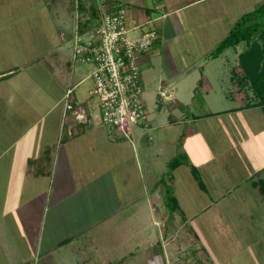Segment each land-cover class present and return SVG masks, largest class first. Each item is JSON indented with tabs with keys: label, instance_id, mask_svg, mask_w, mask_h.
<instances>
[{
	"label": "rangeland",
	"instance_id": "rangeland-1",
	"mask_svg": "<svg viewBox=\"0 0 264 264\" xmlns=\"http://www.w3.org/2000/svg\"><path fill=\"white\" fill-rule=\"evenodd\" d=\"M76 1L0 0V74L6 73L0 79V156L3 154L0 202L10 180L14 179L10 178L12 171L19 173L21 168L20 164L13 167L10 162L14 151L4 153L5 150L38 120L39 127L55 128L64 107V100L57 102H61L69 88L75 89L70 102L74 110L68 112V117L82 105L98 123L100 112L92 94L94 84L89 78L92 66L72 59L70 39L75 27ZM79 1L87 13L83 15L80 8L83 25L84 18L96 23L94 9L98 10L100 1L111 0ZM145 1L133 0V3L140 6ZM113 3L126 5L132 16L136 12L135 20L139 23L149 21L144 9L128 5L125 0ZM263 3L264 0L206 2L207 13L198 20L200 26H204L201 23L204 19L211 21V35L203 33L205 29L194 30L193 25H187L185 32L193 30L191 33L195 36L188 33L166 42L160 35L153 51L161 49L163 39L180 68L202 59L203 65L213 61L205 74L214 88L208 109L221 113L230 110L237 105L234 92L239 78L236 72L231 73L240 62L235 58L234 49L228 50L223 59L212 58L211 54L226 38H221L225 28H234ZM158 16L154 13L151 17L156 20ZM166 69L169 70L158 59L153 65H142L144 99L151 123L154 117V130L142 132L134 128L135 143L107 144V151L111 149L114 154L109 159L111 164L96 162L94 167L92 161L89 163V169H97L98 174L96 183L91 184L94 199L88 198L86 189L60 206V211L58 207L51 211L55 238L67 245L41 257L32 253L25 240L17 237L16 233L21 231L18 220L9 215V221L15 222L11 226L19 229L11 231L8 223L7 241L0 242V264H181L182 261L200 264L205 259H228L221 261L222 264H264V204L254 193L250 180L264 170L262 112L224 113L208 120L200 118L197 122L196 116L204 110L196 101L193 104L192 98L186 99L187 115H184L175 102L169 103L161 97L159 87L162 82H168ZM243 84L249 85V82ZM181 90L182 99L187 98L185 93L190 89L182 87ZM171 114L178 118L174 125L166 120ZM187 118L189 125H186ZM192 122L203 136L196 138V145L199 142L202 145L201 149L198 147L200 153L189 156L182 153V139H187L188 135L183 133ZM103 127L101 131L107 129L110 137V130ZM162 138L171 152L156 163ZM125 150L127 158L133 159V168L128 167L132 173L127 178L120 172L123 166L118 160L125 157ZM184 159L188 162L185 167L181 165L176 171L171 168V162L178 165ZM188 164L197 168L205 189L200 187ZM171 195L176 197L184 215L169 211L167 202ZM5 222L1 220L0 224Z\"/></svg>",
	"mask_w": 264,
	"mask_h": 264
},
{
	"label": "crops",
	"instance_id": "crops-1",
	"mask_svg": "<svg viewBox=\"0 0 264 264\" xmlns=\"http://www.w3.org/2000/svg\"><path fill=\"white\" fill-rule=\"evenodd\" d=\"M113 1L114 0L108 2ZM125 1L128 2V5L144 9L147 13L148 20H153L151 17L152 14H158L159 16L156 19V24L159 34L164 40H166V42L169 40H178L180 37H185L188 33L189 36H195V33H191L193 30L185 32V27L187 25H193L194 30L205 29L206 32L203 33L210 34V28L212 26L210 28L209 26L211 21H206L204 19V21L201 22L202 24L204 23V26H200L198 19L200 16L202 18L203 15L207 13L206 9L209 7H205L204 4L214 0H146L145 3L143 2L141 4L140 2V6L134 4L133 0ZM133 13L134 16L132 17L136 19V12ZM232 24L233 22H231V26ZM232 27L229 26V28H225V31L222 32L221 35L222 39L230 34L233 30ZM215 30H217L216 27ZM220 30L221 29H219V31ZM209 39H212V37ZM160 47V50L156 52L152 51L143 57V65H153L154 61L158 59L162 66L166 65V67H168L169 70L166 69L168 82H162V85L159 87L161 97L165 98V101H169V103L171 101L173 103L175 102L179 107L178 109H180L184 115L186 114L187 107L184 105L187 103L186 99L190 100L192 98V103L194 104L196 101L204 110L202 115L198 117L196 116L197 122L200 118L201 120H208L217 118L220 114L224 113L241 114L245 111L251 110L261 111L264 117V112L260 107L247 110H236L239 107V104L235 101L234 102L237 103L236 107L230 110L225 109L223 110V113L215 112V110H211L210 108L209 110L208 104H212L214 88L210 79L206 77L205 74L209 70V64H212L213 61L203 65L205 60L202 59L193 64L182 65L180 68L179 66H176L172 54L163 39L161 40ZM244 48V45H240L228 50L234 49L235 58L240 62L239 57L240 54L244 52ZM227 51L217 58V60L220 58L223 59L228 55L229 51ZM199 68L201 69L199 70ZM5 74L6 73H1L0 79H2ZM182 87L190 89L189 91H186L185 94L187 95V98L185 99H182ZM69 89H72L74 93L75 88ZM72 95L67 98L66 93V95L60 99L61 102H57V104H60L62 103V100H64V107L63 111L60 113V122L55 128L52 130L49 128V130L47 129V126L39 127L40 120H38L27 130L23 131L19 137L13 139L10 146L7 147L4 152L6 153L13 150L14 156H12L10 162L13 164V167L20 164L21 168L19 173L12 171L13 177L10 178L14 179L10 180L5 189V193L2 196V202H0V221L2 220L3 223V221L5 222L6 220L5 225L0 224V242L5 243L7 241L6 235H8L7 233L9 231L7 225L11 223L9 225L11 231L16 232L19 229L16 226H11L15 225L14 219L10 222L8 218L9 215L13 217L15 216L19 222L18 226L21 228V231L19 229V234L16 233L17 237L25 240L29 246L28 248L32 250V253L37 255L40 254V257L43 254L46 255L50 253V251H59L62 246L64 247L67 245V243L57 241L55 238L56 234L54 233L55 231L52 226L51 211L57 207V210L60 211V206H63L67 201L71 202L75 195L82 193L86 189V195L88 198L91 197L94 199V188L91 184L96 183L97 180V169L94 168L96 162L97 164L104 165V161L109 162V159L113 158L114 154L112 155L111 149L110 152L106 149L107 144H112V146L116 144L118 146L126 143L113 142L109 137L107 129L104 132L101 131V127L103 126L100 124V116H98L99 120L97 123L82 105L75 109L72 116L68 117V112L74 110V107L70 103ZM77 116H79V118H77ZM192 118L194 117L192 116ZM166 120L170 125H174L178 122V118L174 114L169 115ZM153 122L154 117L152 123ZM189 123V118H187L186 125H189ZM155 127L156 126H154V128ZM183 135L188 136H185L187 139H182V153H186L189 156L192 153H200L198 147L201 149L200 147H202V145L201 142H199V146L196 145V138L203 135L202 131L196 127V124L192 122L190 127H186ZM143 136L144 135H142V137ZM164 137L166 138V136ZM166 141L170 142L168 138ZM163 142L164 140L162 138V141L158 144L161 152L158 154V160L156 163L162 161L161 159L171 152V150H169V144H163ZM204 143L207 144L205 140ZM112 150L114 151V147ZM103 154H107V156L102 158L101 156ZM124 154L127 158L126 150L124 151ZM98 157L101 158L98 159ZM124 158L118 157V160L120 159L122 161L121 166H123L122 169H120V172H124L122 173L125 174L123 177L127 178L130 177L128 173H132L129 168L130 166L133 168V159ZM90 161H92V164L94 165V169L92 170L89 169ZM183 162H186V160L184 159ZM109 163L111 164V162ZM74 188H78V191H74ZM89 189H91V191H89ZM26 195L27 198H25ZM66 239L69 241L70 238L67 237ZM225 260L228 259H215V261H212V259H208L207 261V259H205V261L203 263L200 262V264H222L223 262L221 261ZM181 264H185L184 261H182Z\"/></svg>",
	"mask_w": 264,
	"mask_h": 264
},
{
	"label": "built area",
	"instance_id": "built-area-1",
	"mask_svg": "<svg viewBox=\"0 0 264 264\" xmlns=\"http://www.w3.org/2000/svg\"><path fill=\"white\" fill-rule=\"evenodd\" d=\"M100 2L96 23L84 18L83 25L81 3L75 2L72 59L92 66V94L98 102L100 124L110 130L111 140L135 143L134 128L142 132L153 128L144 99L142 60L153 51L160 34L156 20L141 24L126 5ZM72 93L69 89L67 98Z\"/></svg>",
	"mask_w": 264,
	"mask_h": 264
},
{
	"label": "trees",
	"instance_id": "trees-1",
	"mask_svg": "<svg viewBox=\"0 0 264 264\" xmlns=\"http://www.w3.org/2000/svg\"><path fill=\"white\" fill-rule=\"evenodd\" d=\"M81 9L83 11L86 10L83 6ZM97 11L95 8L94 17L96 19ZM240 45H244L245 50L240 54L239 66L233 71V73L236 72L239 75L236 84L237 89L234 92V101L239 104L236 110L260 107L264 112V3L253 13L244 16L235 25L217 50L211 54V57L217 59L228 49L236 48ZM247 81L249 85H244L243 83ZM185 163L182 161L175 165L171 162L170 166L175 170L181 165H185ZM189 167L200 187L205 189L197 168L194 165H189ZM250 180L253 182L252 189L254 193L264 204V170L258 171ZM168 200L167 207L171 213L184 215L174 195H171Z\"/></svg>",
	"mask_w": 264,
	"mask_h": 264
}]
</instances>
